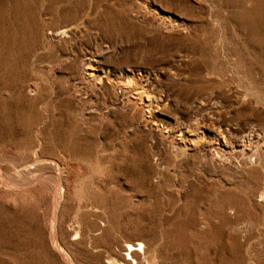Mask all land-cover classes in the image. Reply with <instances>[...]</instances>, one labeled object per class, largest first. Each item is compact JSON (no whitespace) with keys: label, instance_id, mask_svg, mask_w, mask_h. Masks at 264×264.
I'll return each mask as SVG.
<instances>
[{"label":"rangeland","instance_id":"374dc122","mask_svg":"<svg viewBox=\"0 0 264 264\" xmlns=\"http://www.w3.org/2000/svg\"><path fill=\"white\" fill-rule=\"evenodd\" d=\"M68 260L264 264V0H0V264Z\"/></svg>","mask_w":264,"mask_h":264},{"label":"bare ground","instance_id":"6f19581e","mask_svg":"<svg viewBox=\"0 0 264 264\" xmlns=\"http://www.w3.org/2000/svg\"><path fill=\"white\" fill-rule=\"evenodd\" d=\"M67 1V0H66ZM92 2V1H91ZM101 2V1H100ZM115 3V2H114ZM32 4V3H31ZM260 4V3H259ZM256 6V5H255ZM83 7V6H82ZM21 8H23V7H21ZM83 10V9H82ZM250 10V9H249ZM101 11V10H100ZM103 12V11H102ZM250 12V11H249ZM15 13V12H14ZM255 13H257V12H255ZM36 24V23H35ZM2 25V24H1ZM258 29V28H257ZM65 29H59V30H57V31H55V32H52V31H50V34H51V36L53 37V38H55V37H57L58 35H63V33H65ZM253 41V40H252ZM244 44V43H243ZM249 56V55H248ZM246 58V57H245ZM255 61V60H254ZM253 63V62H252ZM248 64V63H247ZM258 66V65H257ZM132 80V79H131ZM128 82L130 83L131 81L130 80H128ZM133 82V81H132ZM128 83V84H129ZM14 94V93H13ZM146 94V93H145ZM149 95V94H148ZM148 98V97H147ZM149 99V98H148ZM148 102H150V101H148ZM243 152V151H242ZM48 164V163H47ZM50 166V165H49ZM52 168V167H51ZM25 170V169H24ZM56 170V169H55ZM29 172H30V170H28ZM257 171V170H256ZM23 172V171H22ZM27 173V170H26V174L28 175V174H30V173ZM37 172V171H36ZM31 173H33V172H31ZM52 173V172H51ZM24 174V173H23ZM19 176H20V174H19ZM23 176V175H22ZM25 176V175H24ZM23 176V177H24ZM35 176H37V175H35ZM49 176V175H48ZM17 177V176H16ZM27 177V176H26ZM30 177V176H29ZM28 177V178H29ZM31 177H33V176H31ZM49 177H51V176H49ZM59 177V176H58ZM18 178V177H17ZM37 178V177H36ZM36 178H35V180H36ZM60 178V177H59ZM58 178V179H59ZM53 179H56V178H53ZM9 180V179H8ZM14 180V179H13ZM22 180H24V179H22ZM50 180V179H49ZM29 181H30V179H29ZM28 181V182H29ZM44 182V181H43ZM52 182V181H51ZM22 183H23V181H22ZM24 183H26V181L24 182ZM56 184V183H55ZM59 184V183H58ZM14 185H15V183H14ZM18 185H20L21 186V184L19 183ZM32 185V184H31ZM53 185V184H52ZM57 185V184H56ZM22 186H23V184H22ZM27 186H28V184H27ZM55 186V185H54ZM54 186H53V189H54ZM61 186V185H60ZM43 187V186H42ZM45 187V186H44ZM56 187V186H55ZM14 188H16V187H14ZM23 188V187H22ZM25 188V187H24ZM65 189V188H64ZM62 191V190H61ZM60 194H58V196H59ZM60 199V198H59ZM60 201V200H59ZM58 204V203H57ZM53 229H54V227H53ZM53 229H52V232H53ZM56 233V232H55ZM53 235H55L56 236V234H53ZM52 238H55L54 236L52 237ZM57 238V237H56ZM55 240V239H54ZM53 239H52V241H54ZM55 242V241H54ZM54 242H53V244H54ZM55 245V244H54ZM57 249H58V247H57ZM59 249L62 251V253L64 254V250H62V248L59 246ZM139 250H141V252H143V250H144V244L142 243V242H139L138 244H136V245H134V244H132V243H127L126 244V260H130V261H134V258H133V256H132V253L133 252H136V251H138V253H139ZM65 258H67V257H65ZM69 259V258H68ZM252 260V259H251ZM69 261V260H68ZM71 261V260H70ZM69 261V262H70ZM72 262V261H71ZM71 262H70V264H71ZM137 263V262H136ZM69 264V263H68Z\"/></svg>","mask_w":264,"mask_h":264}]
</instances>
